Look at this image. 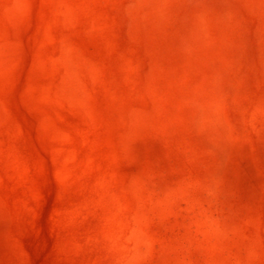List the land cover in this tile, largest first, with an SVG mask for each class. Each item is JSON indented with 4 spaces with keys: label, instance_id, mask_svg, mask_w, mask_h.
I'll list each match as a JSON object with an SVG mask.
<instances>
[{
    "label": "rangeland",
    "instance_id": "374dc122",
    "mask_svg": "<svg viewBox=\"0 0 264 264\" xmlns=\"http://www.w3.org/2000/svg\"><path fill=\"white\" fill-rule=\"evenodd\" d=\"M0 264H264V0H0Z\"/></svg>",
    "mask_w": 264,
    "mask_h": 264
}]
</instances>
